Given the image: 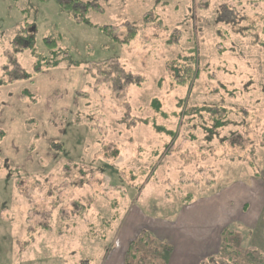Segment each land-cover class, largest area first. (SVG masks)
<instances>
[{"label": "rangeland", "instance_id": "374dc122", "mask_svg": "<svg viewBox=\"0 0 264 264\" xmlns=\"http://www.w3.org/2000/svg\"><path fill=\"white\" fill-rule=\"evenodd\" d=\"M83 2L90 25L57 0H0V66L23 11L38 51L62 38L56 67L25 50L16 72L39 71L0 86V264H125L144 231L171 264L218 253L226 228L248 245L264 208V0ZM188 62L200 76L178 84Z\"/></svg>", "mask_w": 264, "mask_h": 264}, {"label": "trees", "instance_id": "16d2710c", "mask_svg": "<svg viewBox=\"0 0 264 264\" xmlns=\"http://www.w3.org/2000/svg\"><path fill=\"white\" fill-rule=\"evenodd\" d=\"M57 3L60 11L64 12L72 21L78 24L90 25V20L87 17V11L91 9L89 3H85L83 0H57ZM23 14L26 17H23V22L18 26V35H21V37L19 36V39L15 38L16 36L14 37V39H17V42L22 40L19 43L21 46H18L14 40L8 45L10 55L3 54L6 60L5 64L0 66V86L29 79V77H32L33 74L39 71L36 68L31 69L19 66V73L16 72L17 64L20 63L19 59L25 50H31L32 53H36L37 58L44 67H56L60 63L58 55L62 51V48L58 44L62 40L61 36L51 37L50 42L47 41L49 39L48 36L42 38L45 49L51 55L45 49H43V52L38 51V40L37 42L35 41L36 36L33 40L29 36H26L27 34L24 29L27 28V24L25 23L24 25V20H27L28 12L24 13L23 11L22 16ZM100 29L109 36L110 30L108 28L103 26ZM135 36L136 33L132 32L129 38L124 40L123 44H128ZM187 60L188 58H186ZM191 60L196 61L195 55L192 56ZM184 68L186 69L182 71V78L176 79L178 84L193 83L199 78V67H195L193 63L188 62ZM176 71L178 72L179 69ZM155 106L159 108L158 103ZM217 125H221V122ZM172 134L174 133L172 132ZM191 199L192 197L189 196L186 201L191 203ZM170 250L171 245L163 244V241L155 239L150 233L144 231L131 242L126 251L125 264H168L171 254ZM197 264H264V208L257 221L254 237L248 245H243L242 236L238 232L231 228H226L220 236V249L218 253L201 259Z\"/></svg>", "mask_w": 264, "mask_h": 264}, {"label": "crops", "instance_id": "0c3cea01", "mask_svg": "<svg viewBox=\"0 0 264 264\" xmlns=\"http://www.w3.org/2000/svg\"><path fill=\"white\" fill-rule=\"evenodd\" d=\"M206 202H202V203H200L199 204V207L201 206V205H206L205 206V208L207 209L208 207L209 208H211V209H213V207L216 205L217 207H218V205H223V203H224V200H212V201H210V203H207V204H205ZM185 208V207H184ZM208 208V209H209ZM210 209V210H211ZM203 211H205V210H203ZM182 212H183V210H182ZM181 212V213H182ZM183 213H185V212H183ZM207 213H209V212H207ZM211 213H213L212 211H211ZM200 219V218H199ZM137 223L136 224H132L129 228H128V232H130L131 230H133V229H135L136 227H137ZM172 223H169V225L167 226V227H165V226H162V227H164L165 229H162V227H161V232H162V234L168 239L170 236H172V229L173 228H171L172 226ZM177 227H179V229H184V230H186V224H185V222H183V223H180ZM178 229V230H179ZM163 230V231H162ZM174 236H175V234L177 235V233H176V230L174 229ZM178 234H179V231H178ZM184 256V255H183ZM200 261V259L197 261V263ZM197 263H195V264H197ZM168 264H171L170 262L168 263Z\"/></svg>", "mask_w": 264, "mask_h": 264}]
</instances>
